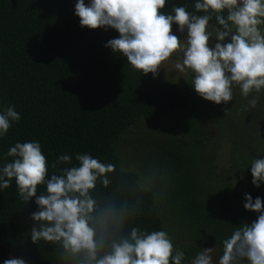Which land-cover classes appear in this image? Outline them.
I'll list each match as a JSON object with an SVG mask.
<instances>
[{"label":"trees","instance_id":"1","mask_svg":"<svg viewBox=\"0 0 264 264\" xmlns=\"http://www.w3.org/2000/svg\"><path fill=\"white\" fill-rule=\"evenodd\" d=\"M74 3L0 0V107L13 105L20 114L0 139V156L29 140L41 144L49 164L72 157L58 167L88 153L116 166L115 183L130 198L139 195L135 181L146 161H158L169 172L167 196L146 201L129 227L165 230L189 257L198 247L221 246L234 226L256 218L243 209L245 192L260 196L264 206V185L254 187L246 169L253 158H264V93L246 112L238 88L233 101L216 105L192 90L190 78L141 75L104 47L118 33L82 28ZM176 3L194 11L193 0ZM170 10L166 3L162 11ZM172 32L179 37L175 25ZM236 109L243 118L239 133L230 126ZM255 124L262 127L254 131ZM223 141L231 144V155L221 162ZM36 207L16 197L14 179L0 193V261L23 256L28 264H56L54 251L28 238Z\"/></svg>","mask_w":264,"mask_h":264},{"label":"clouds","instance_id":"2","mask_svg":"<svg viewBox=\"0 0 264 264\" xmlns=\"http://www.w3.org/2000/svg\"><path fill=\"white\" fill-rule=\"evenodd\" d=\"M166 3L170 12L162 11ZM192 7L187 11L176 0H75L73 14L82 28L115 30L118 36L104 47L126 58L133 71L190 78L192 90L216 105L233 101L238 88L243 110L256 109L264 93V0H193ZM19 120L13 105L0 107V139ZM8 157L11 162L0 165V193L14 179L16 197L23 205L35 203L28 238L54 251L56 264H264L260 196L243 194V209L257 214L255 220L234 226L221 246L198 247L189 257L167 231L129 227L146 201L167 196L169 172L158 161H146L135 181L139 195L130 198L115 183L116 166L88 153L58 167L72 157L60 155L49 164L41 144L29 140L15 142L0 160ZM246 169L254 187L264 185V158H253ZM37 186L44 189L39 195ZM0 264L28 261L9 256Z\"/></svg>","mask_w":264,"mask_h":264},{"label":"rangeland","instance_id":"3","mask_svg":"<svg viewBox=\"0 0 264 264\" xmlns=\"http://www.w3.org/2000/svg\"><path fill=\"white\" fill-rule=\"evenodd\" d=\"M159 74H161V76L165 77V74H164V71L161 70L159 72ZM166 78V77H165ZM173 78H176V77H173ZM173 78L171 77H168L166 78L167 80H172ZM182 79V78H181ZM253 110V109H252ZM254 111V110H253ZM231 116V122H230V126L235 130L237 131L238 133L241 132V126H240V118L241 117V111L238 112L237 109L235 110V112L232 113V115L230 114ZM243 119V118H242ZM262 126L258 125V124H255L253 125V128H254V131L256 130H259ZM242 128L244 129L245 128V125L242 124ZM223 144V150L221 151L220 153V161L221 162H224V161H227L231 155V144L229 143V141H223L222 142Z\"/></svg>","mask_w":264,"mask_h":264}]
</instances>
